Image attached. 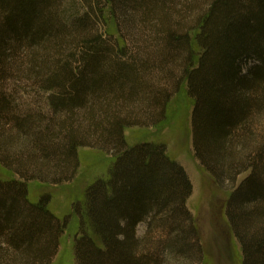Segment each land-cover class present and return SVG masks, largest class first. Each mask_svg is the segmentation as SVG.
I'll return each instance as SVG.
<instances>
[{"label": "trees", "instance_id": "trees-1", "mask_svg": "<svg viewBox=\"0 0 264 264\" xmlns=\"http://www.w3.org/2000/svg\"><path fill=\"white\" fill-rule=\"evenodd\" d=\"M184 86L242 264H264V0H0V164L22 178L0 179V264L52 263L65 225L28 182L71 181L81 147L112 159L85 191L78 264H203L186 170L125 136L165 123Z\"/></svg>", "mask_w": 264, "mask_h": 264}, {"label": "rangeland", "instance_id": "rangeland-1", "mask_svg": "<svg viewBox=\"0 0 264 264\" xmlns=\"http://www.w3.org/2000/svg\"><path fill=\"white\" fill-rule=\"evenodd\" d=\"M108 29L116 33V27L112 22ZM21 84L23 86L19 88L17 94L20 104L35 106L38 103V94L36 92L30 94L26 89L27 83ZM192 111L193 100L184 86L173 97L169 107V119L165 123L157 127H130L125 129V136L129 144L142 140L165 143L169 156L186 170L193 184L187 205L193 214L203 247V264H242V247L226 215V204L232 186L229 183H225L223 187L219 186L195 156L191 124ZM78 153L80 166L71 181L62 184L28 182L30 199L37 201L41 195H51L50 209L65 225L60 245L51 264H78L75 242L82 232L81 223L84 219L83 204L86 188L93 179L107 176L111 167L112 156L104 151L81 147ZM4 167L0 164V179L21 178ZM248 174L249 172L241 174L237 185ZM145 230L146 223L139 224L136 231L137 236L141 237ZM87 231L90 233L91 230L88 228Z\"/></svg>", "mask_w": 264, "mask_h": 264}]
</instances>
